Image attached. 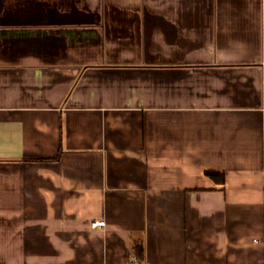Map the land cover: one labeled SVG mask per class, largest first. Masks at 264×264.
Listing matches in <instances>:
<instances>
[{"label": "crops", "instance_id": "crops-1", "mask_svg": "<svg viewBox=\"0 0 264 264\" xmlns=\"http://www.w3.org/2000/svg\"><path fill=\"white\" fill-rule=\"evenodd\" d=\"M0 261L264 264V0H0Z\"/></svg>", "mask_w": 264, "mask_h": 264}, {"label": "trees", "instance_id": "trees-1", "mask_svg": "<svg viewBox=\"0 0 264 264\" xmlns=\"http://www.w3.org/2000/svg\"><path fill=\"white\" fill-rule=\"evenodd\" d=\"M207 176L212 178L215 181L224 183L225 182V175L224 173L217 172V171H208ZM145 257V250L142 246H136L135 248V258L138 263H141Z\"/></svg>", "mask_w": 264, "mask_h": 264}, {"label": "built area", "instance_id": "built-area-1", "mask_svg": "<svg viewBox=\"0 0 264 264\" xmlns=\"http://www.w3.org/2000/svg\"><path fill=\"white\" fill-rule=\"evenodd\" d=\"M104 226H105V222L104 221H94V222H92V228L93 229L103 228ZM0 264H3V263L0 261Z\"/></svg>", "mask_w": 264, "mask_h": 264}]
</instances>
